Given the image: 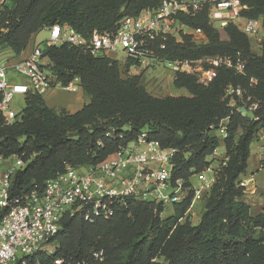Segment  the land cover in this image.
Wrapping results in <instances>:
<instances>
[{
	"label": "trees",
	"instance_id": "obj_1",
	"mask_svg": "<svg viewBox=\"0 0 264 264\" xmlns=\"http://www.w3.org/2000/svg\"><path fill=\"white\" fill-rule=\"evenodd\" d=\"M161 1L10 0L0 10V54L19 57L33 35L54 25H66L85 40L94 31L113 32L123 18L155 10ZM240 1L246 7L241 15L261 20L264 28V0ZM176 20L188 30L199 29L205 43L195 44L190 36H182L180 42L176 37L157 39L153 51L158 65L240 58L243 74L220 66L216 77L206 83L196 75L175 73L173 87L189 97L155 98L145 91L139 76H124L116 60L67 44L45 46L43 67L62 86L78 78L88 103L69 113L49 108L43 95L29 94L19 121L5 125L0 117V156H17L25 162L10 189L11 197H21L32 190L40 193L66 167L102 162L142 131L162 148L177 150L172 176L187 186L192 176L210 165L209 157L220 147L227 162L216 173L199 223H180L191 208L192 192L164 219L162 205L127 199L106 221L89 224L77 216L63 218L54 238L55 252L25 257L24 264L58 260L62 264H264V211L251 214L240 186L250 146L260 133L264 135V41L260 54L253 53V39L233 24L223 28L227 39L221 40L206 8ZM131 66V61L124 63L127 71ZM229 88H238L240 96L227 95ZM251 104L257 109L250 116L237 112ZM223 120L227 137L220 142L215 131ZM100 251L102 260L95 261L93 253Z\"/></svg>",
	"mask_w": 264,
	"mask_h": 264
},
{
	"label": "built area",
	"instance_id": "obj_2",
	"mask_svg": "<svg viewBox=\"0 0 264 264\" xmlns=\"http://www.w3.org/2000/svg\"><path fill=\"white\" fill-rule=\"evenodd\" d=\"M9 1L0 0V10ZM205 8L214 28L217 24L220 29L233 24L248 38L258 40L261 21L244 18L241 12L246 7L240 0H162L157 9H145L135 17L123 18L113 32L94 31L88 40L66 25H54L46 29V46L67 44L92 56L122 53L124 63L131 61L130 68H154L159 61L153 51L155 41L177 38L185 33L188 29L176 20L177 16H195ZM191 31L202 35L199 29ZM42 55L43 49L38 45L27 57L0 64V117L5 125L20 120L23 109L15 108L18 99L24 105L29 94L44 95L54 90L76 94L81 90L78 78L66 86L57 83L43 67L46 61ZM163 63L173 73L196 75L206 83L216 77V69L220 66L239 75L244 72L240 58L234 61L228 57L206 58L203 63L207 68L204 69L194 66L198 62ZM232 94L240 96V90L229 88L227 95ZM256 109L257 104H251L248 109H238L237 112L245 117ZM225 123V120L221 121L215 131L220 142L227 137ZM106 136L112 137L111 133ZM176 154L177 150L162 148L158 142L148 139L146 131H142L102 162L79 169L66 167L64 173L47 181L40 193L32 190L21 197H11L10 189L12 178L23 169L25 162L17 156H0V264H24L25 257L37 253L52 255L56 249L54 238L65 217L77 216L92 224L110 219L116 209L125 206L127 199L167 208L181 203L190 192L193 199L208 195L217 171L227 162L224 151L215 148L208 159L210 165L192 176L188 186L183 179L172 176L171 163ZM207 173L211 176L207 177ZM192 178L198 184H193ZM102 257L101 251L93 253L95 261H101ZM54 264L62 263L58 260Z\"/></svg>",
	"mask_w": 264,
	"mask_h": 264
},
{
	"label": "rangeland",
	"instance_id": "obj_3",
	"mask_svg": "<svg viewBox=\"0 0 264 264\" xmlns=\"http://www.w3.org/2000/svg\"><path fill=\"white\" fill-rule=\"evenodd\" d=\"M261 21V20H259ZM216 30L219 33L220 39L221 40H226L227 36L224 33L223 29L219 28V25H216ZM239 30V29H238ZM182 35H179L178 38V42H180L182 40V36H190L191 40L195 43V44H203L205 43V38L203 36V34L201 36L195 35L193 34V32L191 30H186L185 33H181ZM259 35V36H258ZM258 40H251V51L255 54H260L261 51V43L264 41V28L262 26V22H261V28L259 30V34H258ZM48 37V32L46 29L40 31L38 34H36L33 39H32V46H40L42 49L45 48L46 46V39ZM260 40V41H259ZM101 56V55H100ZM118 60L125 61V56L120 53L117 55ZM15 57L11 54H4L1 53L0 54V64L5 63L7 61H11L14 60ZM203 59L197 60V61H193V63L198 62L196 65L194 66H198L201 67L202 69L205 68V64L203 63ZM121 69L123 71V73H125L124 76H139L141 78V83L142 86L144 87L145 91L155 97V98H165V97H173V98H177V97H189L188 93L183 90V89H176L173 87L172 85V80H173V76L175 73H173L171 71L170 68H168V66L166 64H159L157 65L155 68H142V67H137V68H130L127 70H125L124 68V63L121 64ZM127 71V72H126ZM199 78V77H198ZM200 79V78H199ZM54 93H57V95L53 97V105H57L59 104L60 101H63L59 94H63L62 96H69L70 94L63 92L61 90H54L51 91ZM48 94H45L43 96V99L48 97ZM59 96V97H57ZM57 97V98H56ZM69 97H79L80 101H83V103H86V101H88V98L84 95V93L82 91H80V94H72V96ZM47 101V98L44 99V101ZM65 101V100H64ZM46 103V102H45ZM49 103V102H48ZM85 105V104H84ZM18 109H23L24 105L21 99H18L17 102V106H15V108ZM55 110H65L61 107L55 109ZM68 112V111H67ZM259 138V136H257L256 140ZM254 143L251 144V148L253 147ZM260 164L262 165V167L264 168V152L262 154L261 157V161ZM207 177H210L211 174L207 173L206 174ZM245 177V175L241 176ZM193 183L198 184V181L193 178ZM264 183V181L262 182V184ZM263 186H260L259 190H262ZM257 188V187H256ZM258 190V188L256 189ZM264 192V191H262ZM264 193H262L261 195H263ZM260 195V196H261ZM208 197V195H202L199 198H194L192 201V205L190 210L186 213V215L184 216L183 219L180 220V223H184L187 222L188 224H190L191 226H196L199 221H200V216L203 212V208H204V203L206 198ZM254 209H256L255 207H251ZM255 211V210H254ZM172 214V208L170 206H168L167 208H165L164 212L161 215V218L164 219L166 217H168L169 215Z\"/></svg>",
	"mask_w": 264,
	"mask_h": 264
},
{
	"label": "crops",
	"instance_id": "obj_4",
	"mask_svg": "<svg viewBox=\"0 0 264 264\" xmlns=\"http://www.w3.org/2000/svg\"><path fill=\"white\" fill-rule=\"evenodd\" d=\"M35 35L31 37L30 42L25 52L22 53L19 57L15 58V61L19 59H23L30 54L32 48L34 47L32 46V39ZM105 56L110 59L116 60L121 64L124 62V60L119 61L117 54L114 52H108L105 54ZM80 91L77 92V94H80ZM45 94H48L47 95L48 97H46L47 101L45 100V102L49 108L57 109L61 107L63 109H66V111H68L69 113H75L79 111L84 106V104L88 103V101H86V103H83V101H80L79 97H69V96H72V94H70L69 96H62L63 94H59L60 98L63 101H60L59 104L57 105H53L52 99L54 97V94L56 96L57 93L49 91ZM258 136L259 138L253 142L254 143L253 147L251 148L250 146V157L247 161V171H246L245 177L240 178V182L243 184V187H244L243 201L247 205H249L250 212L252 215H256L264 211V194L261 195L262 193H264L262 192L264 191V187L262 188V190H259L260 186H263L264 184V183L262 184V182L264 181V168L260 164L261 157L264 152V135L260 133ZM212 165L214 166V164ZM192 180L193 178L191 179V182L193 183ZM256 187L258 188V190H256L257 189ZM251 207H255L256 208L254 209L255 211Z\"/></svg>",
	"mask_w": 264,
	"mask_h": 264
}]
</instances>
